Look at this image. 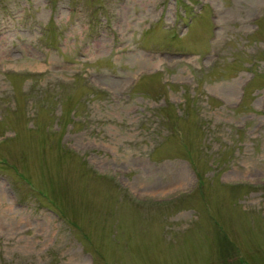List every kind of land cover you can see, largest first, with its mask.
Segmentation results:
<instances>
[{"label":"rangeland","instance_id":"rangeland-1","mask_svg":"<svg viewBox=\"0 0 264 264\" xmlns=\"http://www.w3.org/2000/svg\"><path fill=\"white\" fill-rule=\"evenodd\" d=\"M0 264H264V0H0Z\"/></svg>","mask_w":264,"mask_h":264}]
</instances>
